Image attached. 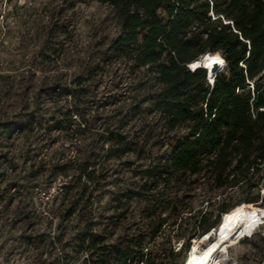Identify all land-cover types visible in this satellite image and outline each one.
I'll use <instances>...</instances> for the list:
<instances>
[{"label": "rangeland", "instance_id": "rangeland-1", "mask_svg": "<svg viewBox=\"0 0 264 264\" xmlns=\"http://www.w3.org/2000/svg\"><path fill=\"white\" fill-rule=\"evenodd\" d=\"M119 32L115 9L96 1L0 0V264H94L80 241L90 228L105 245L128 237L143 247L140 264H183L187 245L197 242L201 251L215 242L213 234L188 235L204 213L212 212L210 223L219 203L246 202L254 194L247 187L208 191L203 176L186 175L151 181L127 209L112 208V195L142 185L136 173L147 162L129 155L107 161L106 132L139 135L153 157L168 152L158 114L147 113L152 103L141 104L154 74L103 61ZM73 98L80 114L73 117L76 132L55 130L59 112ZM187 133L182 126L172 135ZM93 155L103 177L98 184L52 176L60 165L72 167V176L77 163ZM84 183V196L76 199ZM148 194L153 207L145 201ZM249 204L263 207L261 201ZM182 211L191 213L183 212L186 218L173 230ZM162 219L167 223L158 229ZM242 239L228 245L220 260L226 255L234 264H264V220L252 238Z\"/></svg>", "mask_w": 264, "mask_h": 264}, {"label": "trees", "instance_id": "trees-1", "mask_svg": "<svg viewBox=\"0 0 264 264\" xmlns=\"http://www.w3.org/2000/svg\"><path fill=\"white\" fill-rule=\"evenodd\" d=\"M78 1H96L115 9L120 32L103 53V61L116 60L132 70L148 68L154 74L153 82H146L141 104L152 103L147 113L158 114L165 129L162 137L168 146L167 155L153 157L140 144L139 135L106 132L103 142L108 145L104 157L107 161L129 155L147 162L136 173L142 185L137 186V191L112 195V208L117 212L127 209L147 183L156 179L171 182L181 176L198 175L205 178L203 185L208 191L254 189L246 202L219 203L210 223L212 212L204 213L197 227L188 232L201 239L217 226L220 216L235 206H258L264 189V0ZM206 53H219L227 69L215 73L212 84L205 69L190 68L191 62ZM77 101L73 98L59 112L62 119L54 123L55 130L76 132L72 122L74 116L80 115ZM140 112L146 113L143 109ZM182 126L188 130L184 137L172 135ZM93 156L77 163V173L72 176L68 174L72 167L67 165L58 166L52 176L79 181L84 178L98 184V178L102 181L103 177H99ZM126 164L129 167L131 163ZM86 188L84 183L81 191L74 193L76 199L84 196ZM145 198L147 206L153 207L154 196L148 194ZM183 212L191 213H178L176 220L180 222L170 224L173 230L186 218L183 216L187 215L180 216ZM147 216L152 223L153 215ZM165 220L158 221V229L167 223ZM88 230L80 241L88 248V257L94 264H140L146 257L143 247L133 246L128 237L105 245L102 235ZM190 247L187 245L188 252Z\"/></svg>", "mask_w": 264, "mask_h": 264}, {"label": "bare ground", "instance_id": "bare-ground-1", "mask_svg": "<svg viewBox=\"0 0 264 264\" xmlns=\"http://www.w3.org/2000/svg\"><path fill=\"white\" fill-rule=\"evenodd\" d=\"M214 60L217 62L213 63ZM190 65H196L194 68L190 67L192 70L200 67L204 68L208 81H213L216 73L213 70L215 68H217V71L223 69L225 61L219 53H208L203 60L197 59L191 62ZM262 208L263 210H260L256 206L241 203L226 212L219 223L218 238L215 242L209 243L207 248L201 251L198 250V244L195 242L189 248L190 253H187L183 264H234V261L229 260L226 255H224V260H220L219 254L225 252L226 247L237 240L254 236L255 226L264 220V207ZM258 211H261V213ZM210 237L208 236L207 238Z\"/></svg>", "mask_w": 264, "mask_h": 264}, {"label": "water", "instance_id": "water-1", "mask_svg": "<svg viewBox=\"0 0 264 264\" xmlns=\"http://www.w3.org/2000/svg\"><path fill=\"white\" fill-rule=\"evenodd\" d=\"M207 54H208V53L202 55V56H201L200 58H198V59H199V60H200V59L203 60V59L206 57ZM203 69H204V68H203ZM216 70H217V68H215V69L213 70V72H215ZM261 203H262V206L264 207V189L261 191ZM250 206H251V205H250ZM257 209L263 210V208H257ZM258 212L261 213V211H258ZM262 216H263V215H262ZM222 217H223V215L221 216V218H222ZM221 218H220V220H219L217 226H216L213 230H210V232L204 234V236H202L201 239H202V238H205L206 236H210V235H212V234L215 236V240L218 238V233H219L218 227H219V223H220V221H221Z\"/></svg>", "mask_w": 264, "mask_h": 264}, {"label": "clouds", "instance_id": "clouds-1", "mask_svg": "<svg viewBox=\"0 0 264 264\" xmlns=\"http://www.w3.org/2000/svg\"><path fill=\"white\" fill-rule=\"evenodd\" d=\"M190 67H193L194 68V67H196V65H190Z\"/></svg>", "mask_w": 264, "mask_h": 264}, {"label": "built area", "instance_id": "built-area-1", "mask_svg": "<svg viewBox=\"0 0 264 264\" xmlns=\"http://www.w3.org/2000/svg\"><path fill=\"white\" fill-rule=\"evenodd\" d=\"M210 83L212 84L213 83V81H210ZM252 87V86H251ZM49 198V197H48Z\"/></svg>", "mask_w": 264, "mask_h": 264}, {"label": "snow or ice", "instance_id": "snow-or-ice-1", "mask_svg": "<svg viewBox=\"0 0 264 264\" xmlns=\"http://www.w3.org/2000/svg\"><path fill=\"white\" fill-rule=\"evenodd\" d=\"M216 62H217V61H215V60L213 61V63H216Z\"/></svg>", "mask_w": 264, "mask_h": 264}]
</instances>
